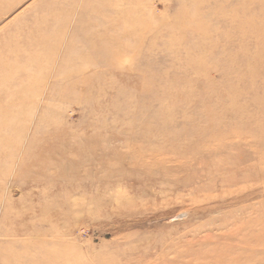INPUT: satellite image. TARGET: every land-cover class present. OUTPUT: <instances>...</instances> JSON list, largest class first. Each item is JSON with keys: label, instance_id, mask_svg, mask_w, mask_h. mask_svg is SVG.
Wrapping results in <instances>:
<instances>
[{"label": "rangeland", "instance_id": "374dc122", "mask_svg": "<svg viewBox=\"0 0 264 264\" xmlns=\"http://www.w3.org/2000/svg\"><path fill=\"white\" fill-rule=\"evenodd\" d=\"M0 264H264V0H0Z\"/></svg>", "mask_w": 264, "mask_h": 264}]
</instances>
